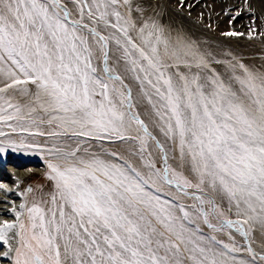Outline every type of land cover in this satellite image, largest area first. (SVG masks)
<instances>
[{
    "label": "snow or ice",
    "instance_id": "6c2138e0",
    "mask_svg": "<svg viewBox=\"0 0 264 264\" xmlns=\"http://www.w3.org/2000/svg\"><path fill=\"white\" fill-rule=\"evenodd\" d=\"M134 11L133 0H0V153H44L51 182L31 202L32 186L19 193L15 219L0 221V257L264 264L247 242L264 229V71L216 61L225 79L196 44ZM210 193L236 218L223 219Z\"/></svg>",
    "mask_w": 264,
    "mask_h": 264
},
{
    "label": "bare ground",
    "instance_id": "6f19581e",
    "mask_svg": "<svg viewBox=\"0 0 264 264\" xmlns=\"http://www.w3.org/2000/svg\"><path fill=\"white\" fill-rule=\"evenodd\" d=\"M142 2L144 4H150V8L155 11L160 10L163 13L164 20H169L174 24V28L175 25L179 26V29L182 27L184 30L183 32H186V34H184L187 36L186 40L193 42L202 52L208 54L211 58L210 67L214 68L225 79L228 77L229 70L226 68V64L216 63V61H230L233 64H238L233 57L238 58L239 56H244L241 58L247 67L257 71H264V58L256 57V53H264V36L261 35V33H264V0H184L183 4H181V0H141V4ZM133 7L136 8L134 0ZM136 10L133 12V15L140 20L136 15ZM157 15L158 14H156V16ZM73 18L76 17L74 16ZM155 20H157V18ZM164 25L166 24L164 23ZM253 29H255V34L252 38H249V33ZM180 31L182 32V30H179V33ZM229 33H235V35H229ZM239 71L240 70L237 69L238 73ZM141 112L144 115L143 109H141ZM19 139V137H16L17 143H19ZM33 140L43 139L26 136L24 138V143L28 145L31 144ZM118 147L124 148L126 146L119 145ZM22 149L14 151L26 155L37 154L35 151H30L31 149L28 147ZM153 151L156 150L153 149ZM11 153L12 151L9 153L6 150L0 153V184L5 185L8 189L14 190V193L11 195L0 190V221L8 220L10 222L15 219V216L9 214L8 210L12 208L13 204L18 206L20 203L24 202V197L19 195V193H23L28 187L25 180L32 173L34 174L36 170V166L35 168L33 167V169H28L26 160L14 157ZM170 163H172L171 160ZM159 166L161 165L159 164ZM23 181V186L26 188L24 187L25 189L18 190L21 184L20 182ZM165 191H167V189H165ZM172 191L175 192L174 189ZM42 192L46 193V190H41L38 193L39 196H35V193L29 196V202H31L33 195L38 199ZM219 200L216 199L217 204H220ZM3 201H8V203H4ZM183 202L188 204L195 203V201L186 197L183 198ZM223 203L221 204L224 205ZM226 213L228 219L236 218L235 209H227ZM210 219H212L213 223H218L215 216H210ZM201 230L209 235H216L218 240H223L225 243H231L229 240V233L235 237L239 234L235 229L228 231L225 228L220 232H214L202 223ZM254 230L251 240L247 242L251 243L253 248L259 253L264 250V229L256 225ZM238 236L242 244H245V239L240 234ZM6 250V246L0 243V253ZM237 255L238 258H249L242 255V252ZM0 264H12V259L0 257Z\"/></svg>",
    "mask_w": 264,
    "mask_h": 264
},
{
    "label": "rangeland",
    "instance_id": "374dc122",
    "mask_svg": "<svg viewBox=\"0 0 264 264\" xmlns=\"http://www.w3.org/2000/svg\"><path fill=\"white\" fill-rule=\"evenodd\" d=\"M134 4L136 6V8H134V9L135 10L137 9L136 10V15L140 18V20H144V19H148V18H152V19H156L157 18V21H160L159 23L162 24L165 27L166 31L170 34V36H171V38L173 40H175L177 36H182L183 38L185 36V39L187 38V36L184 35V34H186V32H183L184 30L182 29V27H181V29H179V26H176L175 25V28H174V24H172L167 19L164 20L163 13L160 10H157L158 11V13H157V11H155V10H153V9L150 8V4H148V3L144 4L143 2L141 4V0L140 1L139 0H134ZM156 14H158V15L156 16ZM159 16H160V18H159ZM158 19H160V20H158ZM164 23L166 25H164ZM169 24H170V26H169ZM177 28H178V30H177ZM179 30H182V32L180 31V33H182L183 35L179 33ZM241 57H244V56H239L238 58L237 57H233V58L236 60V62L238 64L242 63V64L245 65V63H243ZM256 57L257 58H264V53H256ZM29 87L34 91V86L30 85ZM41 139H43V138H41ZM106 146H108V147H116V145H109V144H107V142H106ZM120 146H122V145H120ZM97 147H98V145H94V148H97ZM119 148L122 149V147H119ZM6 151L9 152V153L12 151V153H11L12 156L26 160L27 161V163H26L27 165L26 166H28V169H33V167L35 168V166H36L35 173L34 174L32 173L31 175H29L26 178V180H25L27 186H32V188L34 190L33 193L36 194L35 196H39L38 193L41 190H46V193L51 190V182L47 179V171H48V169H47V160L45 158L46 155L44 153L35 151V153H37L36 155L35 154H33V155H26V154H23V153H20V152H15L14 149H12V148H8V149H6ZM30 151H33V150H30ZM157 166H159V164ZM185 174L187 175L188 173H185ZM190 178H192V177H190ZM193 182L194 183L196 182L194 178H193ZM20 183L21 184L18 187V190L25 189L26 187L23 186L24 185V181L23 182H20ZM32 194H29V196H31ZM210 194L213 195L214 198L216 197L217 200L220 199V198H218L219 196L217 197L214 193H210ZM222 200H223V202L224 201L225 202L223 203ZM222 200L221 199L219 200L220 201V204H218V205L220 206L221 210L224 212V217L223 218L224 219H228V215L226 213L227 209L232 210L234 208H232V209L229 208V205H228V202H227V199L226 198L225 199H222ZM221 203H223L224 205H222ZM225 203H227V204H225ZM225 229L228 230V231L231 230L229 228H225ZM254 229H255V226L253 227V230ZM238 235L239 234H237L236 237L234 236L236 238L235 241L237 242V245H239V246L244 245V244H242L241 239H240V237ZM252 236H253V232H252ZM241 252H242V255H245V256L249 257V259H250V256H249V254L247 252H244V251H241Z\"/></svg>",
    "mask_w": 264,
    "mask_h": 264
},
{
    "label": "water",
    "instance_id": "95a60500",
    "mask_svg": "<svg viewBox=\"0 0 264 264\" xmlns=\"http://www.w3.org/2000/svg\"><path fill=\"white\" fill-rule=\"evenodd\" d=\"M191 190H192V192H195L196 191L195 189H189L190 192H191Z\"/></svg>",
    "mask_w": 264,
    "mask_h": 264
},
{
    "label": "crops",
    "instance_id": "0c3cea01",
    "mask_svg": "<svg viewBox=\"0 0 264 264\" xmlns=\"http://www.w3.org/2000/svg\"><path fill=\"white\" fill-rule=\"evenodd\" d=\"M142 113V112H141ZM144 115H143V113H142V117H143ZM146 122H148V121H146Z\"/></svg>",
    "mask_w": 264,
    "mask_h": 264
}]
</instances>
